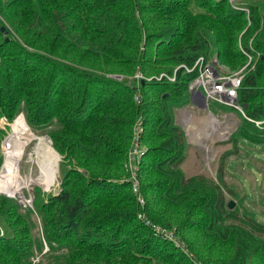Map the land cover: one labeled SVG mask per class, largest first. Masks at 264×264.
Instances as JSON below:
<instances>
[{
	"label": "trees",
	"instance_id": "16d2710c",
	"mask_svg": "<svg viewBox=\"0 0 264 264\" xmlns=\"http://www.w3.org/2000/svg\"><path fill=\"white\" fill-rule=\"evenodd\" d=\"M56 1L28 0L25 7L15 1L10 4L12 12H43L44 17L24 19L21 13L8 18L19 28L22 39H26L20 32L23 29L34 34L26 39L28 44L39 40H35L39 35L36 30L44 33L40 38L59 40L43 49L67 62L48 60L15 39L0 44V55L12 63L0 64V115L13 116L19 101L26 99L32 128L47 130L63 156L60 193L37 205L50 250L58 252L57 263L264 264V223L255 212L229 208L227 193L235 192L225 178L228 159L239 154L243 143L264 147V124L255 123L264 120V91H258L264 82V54L238 89L247 117L229 138L233 149L223 153L216 179L184 174L186 135L174 116L176 108L187 104L189 85L197 75L186 67L192 68L201 55H209L211 46H220V62L236 66L231 45L244 27L245 13L233 9L224 14L225 2L216 0L200 4L204 16H193L188 0H71L70 6L52 12L49 6ZM112 7L119 13L113 15ZM180 13L175 24L166 20ZM249 15L252 20L244 35L256 36L254 48L264 53V18L257 6ZM178 30L186 35L194 30L193 42L181 46L169 40ZM161 32L162 42L153 50L147 40ZM244 41L252 54L248 39ZM36 60L47 65L43 71L47 79L31 77L29 62ZM176 64L182 66L174 73L175 82L154 78L140 80L138 87L97 71H125L138 65L146 74L161 69L172 72ZM91 66L95 69L90 70ZM27 76L33 82L26 89L27 85L19 82ZM40 82H45V90L39 87ZM168 90L170 94H166ZM31 96L37 99L28 101L26 97ZM139 120L141 142L147 144L137 172L144 205L132 190L127 166L134 124ZM121 177L124 182L110 181ZM16 207L10 199L0 197V215L12 226L21 217ZM154 226L176 232L180 246ZM26 253L23 243L18 247L4 244L0 264H14Z\"/></svg>",
	"mask_w": 264,
	"mask_h": 264
},
{
	"label": "rangeland",
	"instance_id": "374dc122",
	"mask_svg": "<svg viewBox=\"0 0 264 264\" xmlns=\"http://www.w3.org/2000/svg\"><path fill=\"white\" fill-rule=\"evenodd\" d=\"M206 1L207 0H188V10L191 11L193 16H204L205 10L200 4H203ZM216 1L225 2L226 6L222 9L224 14L226 12H230V10L233 9L245 13L243 19L244 27L238 33L236 40L233 41L231 45L234 56L233 61L236 66L232 67L227 63L220 62L218 55L220 48L219 45L211 46L209 55H201V57L204 56L208 62H217L224 74H236L243 79L247 72L250 70H255L259 57L263 56L264 54L262 51L254 48L255 41L257 39L256 36H252L250 38L244 35L247 27L250 25V21L252 20L249 13L254 6H257L259 13L261 14L262 18H264V0ZM12 2L20 3L22 4V7H25L28 0H0L1 46L12 39H15L23 46L30 49V51L38 52L39 55H44L45 58H48V60L54 58V60L67 62L66 59L54 54L52 55L45 50L48 46H51L59 40L56 41L53 39L40 38L41 34L44 35V33L39 30H36L39 35L35 40H39L35 45H31L26 42V39L30 40L34 37V34L30 30L26 31L23 29L24 31H20L22 34H26L24 36L26 39H22L20 37L18 34L19 28L16 26V24L12 23L8 17L13 16L17 18L22 13V17L26 19L27 17L31 16L33 18L34 16L38 15L44 17V14L41 11H37L35 13V9H17L16 11L12 12V10H14V7L10 6ZM71 4H73V1L71 0H57L55 4L49 6V9L52 12H54V9L63 10V7H68ZM109 10L113 13V15L119 13H115L113 11V7ZM6 11H9L11 14L7 16L5 13ZM136 14L139 13L137 12ZM181 14L183 13L168 16L166 20L170 25L175 24L177 18H180ZM138 20L142 22V19L138 18ZM2 28H5V31L1 32ZM177 32H179V34L169 40H172L174 43H180L181 46L191 43V41L193 42L191 37H194V30H191L189 33H187V35L186 32L182 30H178ZM163 35L164 32H161L157 35H152L153 37H149L147 40L149 47L155 50V48H157V46L162 42ZM246 38L248 39L252 54L247 52L245 49L246 42L244 40ZM10 48L11 47H9L8 50H11ZM236 53L239 55L241 54V57H238ZM2 63L12 64L10 60L3 57L1 54L0 64L2 65ZM29 64L32 68V71H30L32 72L31 77L37 78V80H42L41 78L43 77L44 79H47V74H44L43 72L48 69L45 62L42 60H36L29 62ZM182 64H176L173 67L172 72L166 71L167 69H161L149 74L144 73L145 71H141V67L138 65L130 67L125 71H97L106 78H110L118 82H126L127 85H136L138 87L140 85V80L143 82L154 78L157 80H162L163 78L169 80V77H175L174 73L179 68H181ZM85 68L87 67L85 66ZM93 69L95 68L91 66L90 70ZM13 70L16 71L15 68H13ZM27 80L28 76L26 78L21 77V82L19 83L27 85L30 84L29 82H33ZM45 85V82L42 84L40 82L39 87L41 90H45ZM28 87L29 85L26 86V89ZM258 87V91L261 94L264 91V82L260 83ZM140 94L143 95L141 91ZM140 94L137 93L135 95V99L136 96H140ZM166 94H170V91H166ZM15 96L20 95L18 94ZM26 98L28 101L29 99L31 101L37 99L35 96ZM237 102L240 104L238 97ZM26 107L28 108L27 100L21 99L16 107V111L13 113V116L5 114L0 115V175L2 174L4 169L3 167L5 165V145L8 139L11 138V140H15L14 146L16 148L18 158L15 164V169L18 172L17 180H19L21 187L16 193H12L10 192L11 188L9 185L13 183L14 180H10L11 178L8 177L6 181H8L9 184L7 183L6 187H4L0 180V197H6L14 202V204L17 206L16 210L21 216L15 225L12 226L10 222L9 224L3 221L6 219L0 215V247L4 246V244L18 247L20 243H23L24 249L26 252H28V254L26 253L24 257L17 258L14 264H63L62 260H60L61 263H57L55 254L58 252L52 253L50 250L51 245L48 239L47 231L45 229V224L43 223V217L37 209V205L43 203L44 198L47 199L48 196H56L61 191L60 176L63 156L55 148L53 139L47 130H35L32 128V124L28 119ZM241 107L242 109L238 107L227 106L216 101L210 102L208 106H198L197 104L193 103L190 92L187 104L174 110L175 121L184 129L186 135L187 158L182 165V170L187 177L204 176L207 179H216L217 169L219 167L223 153L233 149V145L229 143V138L243 124V119L247 117L243 105H241ZM28 110L30 111L29 108ZM29 115H31V111ZM54 118L57 121L58 115H56ZM52 126L53 125L50 123L48 124L49 128ZM49 145L58 154V177L56 182L47 188L45 185V180L40 178L41 165L44 163L43 156H41L40 153H42V150L44 152L45 148L48 149ZM142 145L144 144L142 143ZM145 147H147V144H145ZM226 171L227 173L225 178L228 182V185L235 192V195L227 193L229 201H234L235 206L239 207L241 213L243 209H248V211L255 212L257 219L264 223V147H261L260 145L254 146L253 144L243 143V146L239 149V154L233 155L228 159L226 163ZM110 181L124 182L125 177H121L120 179H110ZM132 190L135 192L133 184ZM75 194H77V192ZM143 200V202L139 200L142 205L145 204L144 197ZM139 214L145 213L140 212ZM154 229L163 237L173 240L177 246H180L181 242L178 241L179 237L176 236V232L165 230L160 226H157ZM11 240L12 242H9V244L4 242ZM14 240L17 241V243L12 245ZM182 246L185 250V246ZM7 254L10 255L12 252H6L5 255ZM190 256L192 257L191 254Z\"/></svg>",
	"mask_w": 264,
	"mask_h": 264
},
{
	"label": "built area",
	"instance_id": "2783aa9c",
	"mask_svg": "<svg viewBox=\"0 0 264 264\" xmlns=\"http://www.w3.org/2000/svg\"><path fill=\"white\" fill-rule=\"evenodd\" d=\"M186 70L197 71L196 77L189 85L194 104L208 106L210 102L216 101L227 106L242 109L241 105L237 102L238 89L243 80L241 77L236 74H224L217 62H208L204 56H200L192 68L186 67ZM169 80L175 82L176 76L173 78L169 77ZM136 100H140L139 95L136 96ZM255 123L260 126L264 124V120H256ZM142 132V122L139 120L134 126L133 143L128 154L127 166L130 172V180L134 185V191L138 195L139 200L143 202V197L139 193L140 187L137 177L139 163L146 148L141 142ZM140 217L144 218L146 224H152L146 216L140 215Z\"/></svg>",
	"mask_w": 264,
	"mask_h": 264
},
{
	"label": "bare ground",
	"instance_id": "6f19581e",
	"mask_svg": "<svg viewBox=\"0 0 264 264\" xmlns=\"http://www.w3.org/2000/svg\"><path fill=\"white\" fill-rule=\"evenodd\" d=\"M14 143H15V140L13 141L10 138L8 139L5 145V154H6L5 165L3 167L4 169L2 171V174L0 175V180L2 184L4 185V187H6V184L8 183V181H6L8 177L11 178L10 180H14L13 183L9 185V187L11 188L10 192L12 193H16L21 188L19 184V180H17L18 172L15 169V164L18 158H17V151L14 146ZM40 155L43 156V160H44V163L41 165L40 178L45 180V185L47 188H49L56 182L57 177H58L57 176L58 174V166H57L58 165V154L49 145L48 149L45 148L44 152L42 150V153H40Z\"/></svg>",
	"mask_w": 264,
	"mask_h": 264
},
{
	"label": "water",
	"instance_id": "95a60500",
	"mask_svg": "<svg viewBox=\"0 0 264 264\" xmlns=\"http://www.w3.org/2000/svg\"><path fill=\"white\" fill-rule=\"evenodd\" d=\"M2 31H5V28H2ZM228 205H229V208L232 209V208L235 207V202L234 201H229Z\"/></svg>",
	"mask_w": 264,
	"mask_h": 264
}]
</instances>
